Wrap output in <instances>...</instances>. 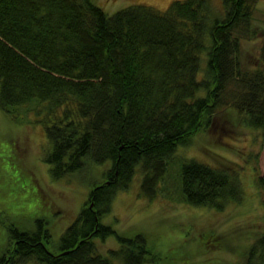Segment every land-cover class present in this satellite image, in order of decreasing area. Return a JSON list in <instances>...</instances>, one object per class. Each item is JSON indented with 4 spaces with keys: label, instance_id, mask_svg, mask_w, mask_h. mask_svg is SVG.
<instances>
[{
    "label": "trees",
    "instance_id": "1",
    "mask_svg": "<svg viewBox=\"0 0 264 264\" xmlns=\"http://www.w3.org/2000/svg\"><path fill=\"white\" fill-rule=\"evenodd\" d=\"M257 1L223 0V13L212 0L109 13L94 0H0V108L17 119L33 103L44 114L55 176L112 162L109 180L92 187L59 251L49 249L52 235L39 219L33 230L9 227L0 264H160L144 232L120 235L102 218L138 168L142 192L158 194L176 148L226 106L264 129V42L256 71L244 72L239 58L242 38L259 32ZM180 175L190 203L222 209L242 197L233 165L191 158ZM258 182L264 190L263 175ZM112 234L120 245L105 253L96 239Z\"/></svg>",
    "mask_w": 264,
    "mask_h": 264
},
{
    "label": "rangeland",
    "instance_id": "2",
    "mask_svg": "<svg viewBox=\"0 0 264 264\" xmlns=\"http://www.w3.org/2000/svg\"><path fill=\"white\" fill-rule=\"evenodd\" d=\"M94 1L113 13L135 4L166 10L173 0ZM212 2L215 10L225 12L223 0ZM253 27L257 35L242 38L239 58L244 72H254L261 64L264 0L255 2ZM203 60L204 67L206 56ZM32 104L20 107L17 119L0 108V256L10 244V226L33 230L39 219L45 220L51 232L49 249L59 251L63 233L89 204L92 187L106 181L111 169V161L88 162L75 172L55 176V166L46 160L53 147L47 120L35 113ZM263 130L247 125L236 109L226 106L213 123L176 148L157 185L158 194L149 197L142 192L138 168L130 184L115 192L102 221L120 235L144 232L159 256L156 263L263 264L264 190L258 182L264 176ZM191 158L233 165L242 187L240 200H230L222 209L185 200L180 173L182 163ZM96 240L105 253L120 245L117 234ZM113 259L114 264H122L119 258ZM26 264L39 263L30 260Z\"/></svg>",
    "mask_w": 264,
    "mask_h": 264
},
{
    "label": "flooded vegetation",
    "instance_id": "3",
    "mask_svg": "<svg viewBox=\"0 0 264 264\" xmlns=\"http://www.w3.org/2000/svg\"><path fill=\"white\" fill-rule=\"evenodd\" d=\"M109 180V179H108Z\"/></svg>",
    "mask_w": 264,
    "mask_h": 264
}]
</instances>
